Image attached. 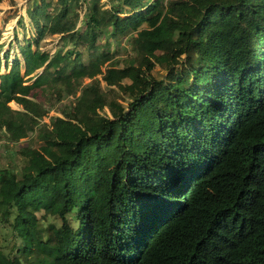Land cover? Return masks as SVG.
<instances>
[{"label": "trees", "instance_id": "16d2710c", "mask_svg": "<svg viewBox=\"0 0 264 264\" xmlns=\"http://www.w3.org/2000/svg\"><path fill=\"white\" fill-rule=\"evenodd\" d=\"M24 12L72 48L26 40L0 74V140L15 153L0 167V229L18 239L0 264H264V0H30ZM124 35L130 62L102 73ZM96 75L129 101L105 99ZM59 86L66 102L44 122L36 92Z\"/></svg>", "mask_w": 264, "mask_h": 264}, {"label": "rangeland", "instance_id": "374dc122", "mask_svg": "<svg viewBox=\"0 0 264 264\" xmlns=\"http://www.w3.org/2000/svg\"><path fill=\"white\" fill-rule=\"evenodd\" d=\"M48 1V0H44ZM110 0H99L101 7H108ZM30 0H0V74L3 71H7L10 66L13 56H19V46L26 44V40L29 41L31 49H34L36 41V46L40 51H49L54 53L56 51L64 52L69 51L72 46L69 43H63L58 35H48L44 33L41 37L38 36L36 29L30 27L29 20L25 15V8L29 6ZM40 3V2H38ZM80 4V2H79ZM84 12V7L80 8L79 18L75 22V27L78 29H83V25L80 23L79 19L82 17ZM122 17L128 15L124 11L120 13ZM144 27V24L141 25ZM129 36H120L117 39L116 43H112L108 46L107 51L108 55L111 57L109 61H105L103 65L100 66V70L103 73L104 70L111 64L122 65L128 64L132 58V49L128 43ZM32 42V43H31ZM80 51V47H76V50ZM77 50V51H78ZM80 60L82 63L86 64L88 61V54L84 49H81ZM72 54V53H71ZM5 55L7 56V61L5 60ZM72 58V55H70ZM4 63H6L4 65ZM40 69L37 70L39 72ZM152 76L155 78H163L165 70L154 65L151 70ZM99 79V87L101 92L104 94L105 99L114 100L121 105H125L129 101L128 93L118 89L115 86L109 87L100 80V75H96ZM91 80L88 78H82V84L89 83ZM122 83H129L128 79H122ZM56 88V89H55ZM61 87L48 88L47 91L38 90L36 92V97L39 101L42 102L43 106L46 109L45 116L42 117L44 122H48L51 116L56 115L57 110L59 109L62 102H66L65 96H61L60 100L56 99V95ZM10 107L17 108V106L9 102ZM100 114L107 113L106 108L99 111ZM33 133H29L26 137L19 139L17 145L23 143H31L34 138L31 137ZM35 143V142H34ZM13 146V145H12ZM14 151L12 150L11 145L6 146L0 140V167L4 166L6 161L9 159H14ZM46 223H44L45 225ZM18 245V239L12 237L9 231H4L0 229V245L3 249L11 254L14 252V248ZM39 262L42 264L41 260ZM23 264V262H22Z\"/></svg>", "mask_w": 264, "mask_h": 264}]
</instances>
